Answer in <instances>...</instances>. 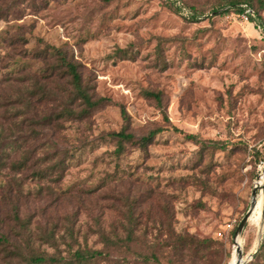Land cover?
<instances>
[{"label": "rangeland", "instance_id": "rangeland-1", "mask_svg": "<svg viewBox=\"0 0 264 264\" xmlns=\"http://www.w3.org/2000/svg\"><path fill=\"white\" fill-rule=\"evenodd\" d=\"M176 1L198 19L186 20L165 0H0V131L11 127L18 140L0 171V235L16 231L29 240L32 231L31 247L51 255L38 241L44 234L72 228L77 243L67 244L74 251H105L98 234L104 231L115 246L111 261L101 264H145L168 214L178 234L222 245L216 259L198 264H235L234 234L264 170V35L241 15H215L224 0ZM45 46L66 51L94 100L107 103L58 131L35 126V137L21 121H37L60 105L36 102L39 95L31 108L20 103V95L43 83L45 65L35 56ZM8 98L16 102L11 108ZM125 127L136 140L161 132L146 148L126 143L117 155L108 135ZM189 135L226 149L202 159ZM53 166L63 169L61 179L60 169L39 178ZM129 200L142 222L131 245L122 225ZM262 210L263 203L238 239L246 264H264L254 261L264 236ZM18 212L28 231L11 222ZM173 260L161 253V264Z\"/></svg>", "mask_w": 264, "mask_h": 264}, {"label": "trees", "instance_id": "trees-1", "mask_svg": "<svg viewBox=\"0 0 264 264\" xmlns=\"http://www.w3.org/2000/svg\"><path fill=\"white\" fill-rule=\"evenodd\" d=\"M166 4L170 8L174 9L178 14L184 16L186 20L195 21L198 19V14L185 2L179 4L176 0H165ZM244 6H248L253 9L255 18H250V23L255 24L258 28H262V34L264 35V23L262 19V12L264 11V0H224V2L214 9V14L220 10H223L222 14L227 15L229 13H235L242 15L245 12ZM188 9V10H187ZM187 11V13H186ZM186 16H185V15ZM35 58L45 65L41 72L42 84H37L35 88L27 92V96L20 95V103L29 108L32 107V99L36 100V96L39 98L36 100L39 103H54L60 102V105L54 109L49 115L40 117L37 121L31 120L28 124L24 120L21 121V125L30 129V132L38 137L37 129L34 127H40L41 129H49L61 127L63 122L83 121L89 117L92 111L97 110L107 103L104 98L94 100V96L91 93L90 88L85 83L84 75L80 70V66L68 56L67 52L62 48H56L54 46H45L42 50L37 52ZM147 97L154 98L160 102V95L146 92ZM10 98L7 99L4 104L8 107L14 106L16 102ZM35 102V103H36ZM18 104V103H17ZM1 105V104H0ZM34 110V108L30 109ZM28 110V111H30ZM127 113L122 110V115L127 119ZM30 119L26 114H16L14 119ZM28 122V120H27ZM11 124V122H10ZM161 130L150 132L148 136L142 137L136 140L135 136L128 133L125 127L121 132H113L108 135L110 139L117 142V155H121L124 152V144L129 143L138 147L146 148L154 137L159 134ZM175 132L181 134V131L175 129ZM31 134V135H32ZM186 139L192 141L199 147V154L202 159L210 157L215 151H222L226 149L224 144L213 141H200L194 135L186 136ZM18 148V140L16 137L11 138V127L7 132L0 131V171L5 169L7 161L11 159V149L16 151ZM143 150L142 148H139ZM9 150V152L7 151ZM19 168V167H18ZM11 169V168H10ZM60 169V174L57 179H61V166H53L46 171H40L38 173L39 178L53 174ZM135 201H126L124 203L127 215L124 216L123 229L126 233V243L131 245L135 242L136 233L142 222L139 217L135 216L136 206ZM166 221L159 220L156 234L155 252L151 258H145V264H149V260L152 259L157 264H161V253H172L174 260L172 264H198L209 260L216 259L219 256L218 249L222 246L219 242L213 239H200L195 235L178 234L171 225V218L167 214ZM12 223H16L22 232L28 231V227L22 222L19 212L11 219ZM13 229H11V232ZM75 230L67 228L63 235H58L56 232H49L41 236L38 241H42L43 245H47L54 250L53 254L46 252H35L31 247L33 243L32 237L35 236L34 232L30 231V239L25 240L22 233L14 232L15 234H1L0 235V257L4 264H101L111 261L112 254L108 249H114L115 243L112 239L105 234L104 231H100L98 234L105 246L103 250H92L89 248L81 249L80 247L73 250V246L67 244V238L75 240L73 234ZM235 231H233L234 234ZM232 234V235H233ZM116 242L122 241L119 235L115 234ZM21 244L19 241H21ZM31 240V242H30ZM24 245H27V253L25 252ZM65 245L67 249V256H62L61 246ZM129 247V246H127ZM264 260V236L261 247L258 254L255 256V260ZM121 264V263H119ZM122 264H134L126 263ZM249 264H253L252 262Z\"/></svg>", "mask_w": 264, "mask_h": 264}, {"label": "water", "instance_id": "water-1", "mask_svg": "<svg viewBox=\"0 0 264 264\" xmlns=\"http://www.w3.org/2000/svg\"><path fill=\"white\" fill-rule=\"evenodd\" d=\"M262 184H260V186H255V188L253 189V193H252V202H251V206L248 210V212L246 213V215L244 216V218L242 219L241 223L239 224L238 228L236 229V232L234 234V247H237V253L239 254V262L237 264H246L247 260H245L244 262V254H243V249L240 248V246L237 243V239H240L245 228L247 227L248 223L250 222L251 216L256 208V203H257V199H258V192L259 190L262 191V199H263V210H262V234H264V170H263V176H262Z\"/></svg>", "mask_w": 264, "mask_h": 264}, {"label": "built area", "instance_id": "built-area-1", "mask_svg": "<svg viewBox=\"0 0 264 264\" xmlns=\"http://www.w3.org/2000/svg\"><path fill=\"white\" fill-rule=\"evenodd\" d=\"M178 4H179V2H178ZM244 9H245V12L241 16H242V18H244V20H246L247 22H250L251 17L255 18V13H254L253 9L249 8L248 6H244ZM229 228L231 229L232 226H229ZM219 235L221 236L222 234H219Z\"/></svg>", "mask_w": 264, "mask_h": 264}, {"label": "bare ground", "instance_id": "bare-ground-1", "mask_svg": "<svg viewBox=\"0 0 264 264\" xmlns=\"http://www.w3.org/2000/svg\"><path fill=\"white\" fill-rule=\"evenodd\" d=\"M262 184V183H261ZM262 203H263V199H262V197H260L259 199H258V201H257V203H256V208H255V210H254V212L253 213H255V212H257V210L262 206ZM258 214V213H257ZM253 215V214H252ZM251 218H252V216H251ZM251 220V219H250ZM241 239V238H240ZM239 239V240H240ZM237 243H238V239H237ZM238 245L240 246V248H241V245L238 243ZM237 248V247H236ZM236 254H237V258H235V264H237L238 262H239V254L237 253V250H236Z\"/></svg>", "mask_w": 264, "mask_h": 264}]
</instances>
